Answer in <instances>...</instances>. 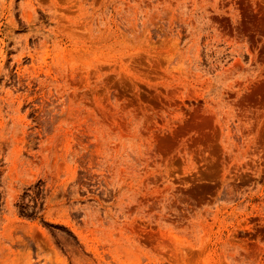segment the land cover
Listing matches in <instances>:
<instances>
[{"label":"rangeland","instance_id":"rangeland-1","mask_svg":"<svg viewBox=\"0 0 264 264\" xmlns=\"http://www.w3.org/2000/svg\"><path fill=\"white\" fill-rule=\"evenodd\" d=\"M0 264H264V0H0Z\"/></svg>","mask_w":264,"mask_h":264}]
</instances>
